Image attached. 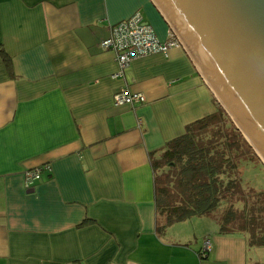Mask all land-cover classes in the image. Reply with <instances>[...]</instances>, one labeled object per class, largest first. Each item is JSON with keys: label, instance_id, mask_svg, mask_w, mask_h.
I'll return each mask as SVG.
<instances>
[{"label": "crops", "instance_id": "crops-1", "mask_svg": "<svg viewBox=\"0 0 264 264\" xmlns=\"http://www.w3.org/2000/svg\"><path fill=\"white\" fill-rule=\"evenodd\" d=\"M136 14L172 33L150 0H0V264H264L210 217L157 231L151 153L217 102L181 45L119 66L102 42Z\"/></svg>", "mask_w": 264, "mask_h": 264}, {"label": "trees", "instance_id": "trees-1", "mask_svg": "<svg viewBox=\"0 0 264 264\" xmlns=\"http://www.w3.org/2000/svg\"><path fill=\"white\" fill-rule=\"evenodd\" d=\"M0 55L12 73L11 57L3 47ZM256 157L216 103L215 112L151 153L157 231L164 234L176 223L210 217L220 234H243L250 247H264V189L244 185L241 175V167Z\"/></svg>", "mask_w": 264, "mask_h": 264}, {"label": "water", "instance_id": "water-1", "mask_svg": "<svg viewBox=\"0 0 264 264\" xmlns=\"http://www.w3.org/2000/svg\"><path fill=\"white\" fill-rule=\"evenodd\" d=\"M150 1L264 166V0Z\"/></svg>", "mask_w": 264, "mask_h": 264}, {"label": "built area", "instance_id": "built-area-1", "mask_svg": "<svg viewBox=\"0 0 264 264\" xmlns=\"http://www.w3.org/2000/svg\"><path fill=\"white\" fill-rule=\"evenodd\" d=\"M105 49L112 50L119 66L124 69L133 61L150 55L168 56L174 47H180L178 39L170 33L167 39H161L153 26L143 21L140 14L121 21L113 26L111 36L102 42ZM146 96L141 92H132L127 88L119 90L114 95V105L128 106L144 103ZM48 166L27 171L24 183L27 187L35 185L41 179L42 172ZM210 240L205 241L209 247Z\"/></svg>", "mask_w": 264, "mask_h": 264}, {"label": "rangeland", "instance_id": "rangeland-1", "mask_svg": "<svg viewBox=\"0 0 264 264\" xmlns=\"http://www.w3.org/2000/svg\"><path fill=\"white\" fill-rule=\"evenodd\" d=\"M243 184L255 189H264V166L256 157L253 163H248L241 167Z\"/></svg>", "mask_w": 264, "mask_h": 264}]
</instances>
